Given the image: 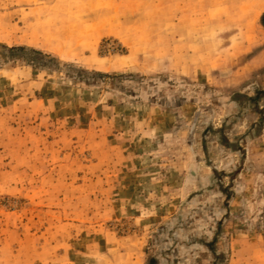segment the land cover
I'll return each instance as SVG.
<instances>
[{
    "label": "rangeland",
    "instance_id": "obj_1",
    "mask_svg": "<svg viewBox=\"0 0 264 264\" xmlns=\"http://www.w3.org/2000/svg\"><path fill=\"white\" fill-rule=\"evenodd\" d=\"M128 251L264 264V0H0V264Z\"/></svg>",
    "mask_w": 264,
    "mask_h": 264
},
{
    "label": "crops",
    "instance_id": "obj_2",
    "mask_svg": "<svg viewBox=\"0 0 264 264\" xmlns=\"http://www.w3.org/2000/svg\"><path fill=\"white\" fill-rule=\"evenodd\" d=\"M136 254L137 253H135V252H129V253L123 254V257L126 256L125 259L128 258V260L127 261H124L125 263L123 262V264H143L142 263V260H140L138 258L139 256H137Z\"/></svg>",
    "mask_w": 264,
    "mask_h": 264
},
{
    "label": "trees",
    "instance_id": "obj_3",
    "mask_svg": "<svg viewBox=\"0 0 264 264\" xmlns=\"http://www.w3.org/2000/svg\"><path fill=\"white\" fill-rule=\"evenodd\" d=\"M12 50L27 52L25 48H16V49H12ZM29 53L44 56L41 52H39L37 50H31V51H29ZM33 66H35V65L33 64ZM99 75L104 76V77H108L106 74H99Z\"/></svg>",
    "mask_w": 264,
    "mask_h": 264
}]
</instances>
